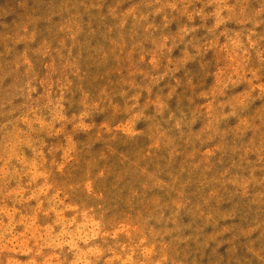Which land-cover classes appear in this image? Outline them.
<instances>
[{"label": "clouds", "instance_id": "9594fccd", "mask_svg": "<svg viewBox=\"0 0 264 264\" xmlns=\"http://www.w3.org/2000/svg\"><path fill=\"white\" fill-rule=\"evenodd\" d=\"M14 3L0 264H264V0Z\"/></svg>", "mask_w": 264, "mask_h": 264}, {"label": "rangeland", "instance_id": "374dc122", "mask_svg": "<svg viewBox=\"0 0 264 264\" xmlns=\"http://www.w3.org/2000/svg\"><path fill=\"white\" fill-rule=\"evenodd\" d=\"M12 6H13V7H15L14 0H13V5H12ZM15 16H16V13H13V16H12V17H10L9 19L15 18Z\"/></svg>", "mask_w": 264, "mask_h": 264}]
</instances>
